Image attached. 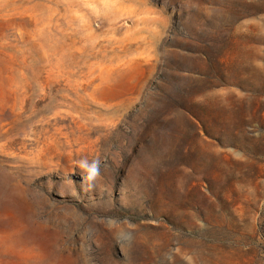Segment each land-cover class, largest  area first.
Instances as JSON below:
<instances>
[{
  "label": "rangeland",
  "instance_id": "1",
  "mask_svg": "<svg viewBox=\"0 0 264 264\" xmlns=\"http://www.w3.org/2000/svg\"><path fill=\"white\" fill-rule=\"evenodd\" d=\"M0 264H264V0H0Z\"/></svg>",
  "mask_w": 264,
  "mask_h": 264
},
{
  "label": "clouds",
  "instance_id": "2",
  "mask_svg": "<svg viewBox=\"0 0 264 264\" xmlns=\"http://www.w3.org/2000/svg\"><path fill=\"white\" fill-rule=\"evenodd\" d=\"M78 167L86 174L82 177L91 185L100 175V162L99 160H93L91 162L85 160H80L77 162Z\"/></svg>",
  "mask_w": 264,
  "mask_h": 264
}]
</instances>
